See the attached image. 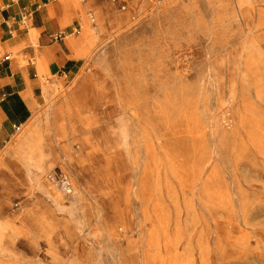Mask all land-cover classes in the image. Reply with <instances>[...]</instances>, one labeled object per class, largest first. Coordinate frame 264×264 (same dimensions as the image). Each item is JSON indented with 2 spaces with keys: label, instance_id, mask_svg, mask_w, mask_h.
<instances>
[{
  "label": "rangeland",
  "instance_id": "374dc122",
  "mask_svg": "<svg viewBox=\"0 0 264 264\" xmlns=\"http://www.w3.org/2000/svg\"><path fill=\"white\" fill-rule=\"evenodd\" d=\"M74 1L83 67L0 152V264H264V0Z\"/></svg>",
  "mask_w": 264,
  "mask_h": 264
},
{
  "label": "crops",
  "instance_id": "0c3cea01",
  "mask_svg": "<svg viewBox=\"0 0 264 264\" xmlns=\"http://www.w3.org/2000/svg\"><path fill=\"white\" fill-rule=\"evenodd\" d=\"M77 12L74 0H0V152L33 118L53 80L82 69Z\"/></svg>",
  "mask_w": 264,
  "mask_h": 264
},
{
  "label": "built area",
  "instance_id": "2783aa9c",
  "mask_svg": "<svg viewBox=\"0 0 264 264\" xmlns=\"http://www.w3.org/2000/svg\"><path fill=\"white\" fill-rule=\"evenodd\" d=\"M106 1V0H104ZM107 1H111L113 3H119L120 0H107ZM123 8H125V4L122 5ZM28 18V14L24 13L23 17H22V22L24 23ZM92 21H95L93 17H91ZM76 33L80 32V28L75 29ZM61 35H57V38H60ZM17 130H20V127L16 128ZM49 179L54 182L59 188L60 190L66 194V195H70L73 191V183L71 180V177L69 175V173L67 172V170L60 168L58 171H53L50 172L48 174Z\"/></svg>",
  "mask_w": 264,
  "mask_h": 264
}]
</instances>
